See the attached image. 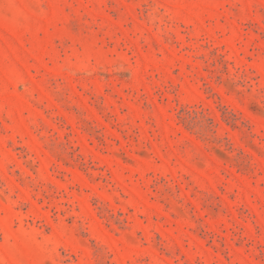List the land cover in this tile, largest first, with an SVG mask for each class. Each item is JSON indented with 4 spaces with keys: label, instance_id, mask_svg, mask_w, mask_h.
<instances>
[{
    "label": "rangeland",
    "instance_id": "obj_1",
    "mask_svg": "<svg viewBox=\"0 0 264 264\" xmlns=\"http://www.w3.org/2000/svg\"><path fill=\"white\" fill-rule=\"evenodd\" d=\"M0 264H264V0H0Z\"/></svg>",
    "mask_w": 264,
    "mask_h": 264
}]
</instances>
